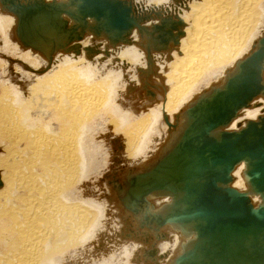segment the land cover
Segmentation results:
<instances>
[{
	"label": "bare ground",
	"instance_id": "1",
	"mask_svg": "<svg viewBox=\"0 0 264 264\" xmlns=\"http://www.w3.org/2000/svg\"><path fill=\"white\" fill-rule=\"evenodd\" d=\"M262 36L264 0H0V264H73L109 232L91 264H175L192 237L170 195L139 204L124 180L153 174L189 104ZM249 104L227 130L264 116L263 95Z\"/></svg>",
	"mask_w": 264,
	"mask_h": 264
},
{
	"label": "water",
	"instance_id": "2",
	"mask_svg": "<svg viewBox=\"0 0 264 264\" xmlns=\"http://www.w3.org/2000/svg\"><path fill=\"white\" fill-rule=\"evenodd\" d=\"M263 69L264 36L222 86H211L189 104L153 174L143 181L144 173H130L124 180L139 204L152 206L146 199L152 190L170 195L168 221L192 237L175 264H264V116L226 129L240 109L264 96ZM240 162L244 190L231 186Z\"/></svg>",
	"mask_w": 264,
	"mask_h": 264
},
{
	"label": "rangeland",
	"instance_id": "3",
	"mask_svg": "<svg viewBox=\"0 0 264 264\" xmlns=\"http://www.w3.org/2000/svg\"><path fill=\"white\" fill-rule=\"evenodd\" d=\"M17 69H19L18 67H17ZM18 71H20V69L18 70ZM149 89V88H148ZM130 93V92H129ZM136 93V92H135ZM131 94L132 96L131 97H137L136 99H134V100H132V98H129V100L131 99V101H129V100H127V99H125L126 100V102L128 101V103L130 104V106H135L136 104H137V106L139 105V102L141 101V99L142 98H145V97H143V94H144V91H142V92H138V93H136V94ZM139 94H141L142 95V97H140V99H139ZM138 99V101L136 102L135 100H137ZM134 103V104H133ZM106 115H107V126H109V125H114L115 126V124H116V118H115V116H113V114H111V112H107L106 113ZM53 119V121H54V118H52ZM51 119V120H52ZM64 125H60V127L62 128ZM165 126V125H164ZM165 128H166V126H165ZM106 131V129H104L103 131H101V132H105ZM109 131V130H108ZM96 135H97V133H96ZM125 137H127V135H124ZM98 139V142L101 140V138H97ZM114 144V143H113ZM114 149H113V146L111 147V145H110V151H113ZM109 156V155H108ZM115 157H116V155H115ZM108 158V157H107ZM109 158H110V160H109V162L111 161V163H110V166H115V162L117 161L116 159H114V157H112L111 155L109 156ZM116 167V166H115ZM98 182H96V184H97ZM95 188H97L96 186H95ZM113 228V227H112ZM110 233V234H109ZM108 234L110 235V237H109V242L111 243H107L106 242V236H104V238L103 237H100V239H95V243H93V250L95 251H92V254L91 255H89V258L88 259H85V258H82L83 256L81 255V256H79V257H77L76 258V260H75V264H76V262H77V264H82V262H85V264H91V262H93V261H97V260H99V255H98V253L101 251L100 250V245H101V243H107L106 244V246H111V245H113L114 243V241L112 240L113 238H112V235H114V234H112L111 232H109ZM128 235V234H127ZM97 240V241H96ZM101 240L103 241V242H101ZM118 240V239H117ZM97 242V243H96ZM126 244H134V245H136L135 243H129V242H127ZM99 245V246H98ZM99 249V250H97V248ZM98 252V253H97ZM111 254H112V252H111ZM94 256V257H93ZM96 256H97V258H96ZM132 255H130V257H129V261H127L128 262V264H134V262H133V259H134V257H131ZM105 257H109V256H107V255H105ZM131 258V259H130ZM93 260V261H91V260ZM95 259V260H94ZM89 260V261H88ZM88 261V262H87ZM73 263V264H74ZM84 264V263H83Z\"/></svg>",
	"mask_w": 264,
	"mask_h": 264
},
{
	"label": "crops",
	"instance_id": "4",
	"mask_svg": "<svg viewBox=\"0 0 264 264\" xmlns=\"http://www.w3.org/2000/svg\"><path fill=\"white\" fill-rule=\"evenodd\" d=\"M17 68V67H16ZM19 70V69H18Z\"/></svg>",
	"mask_w": 264,
	"mask_h": 264
}]
</instances>
